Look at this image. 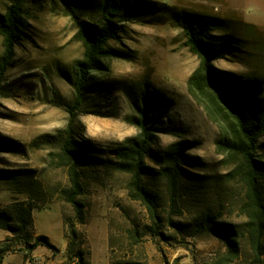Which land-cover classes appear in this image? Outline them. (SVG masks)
<instances>
[{"label":"rangeland","instance_id":"obj_1","mask_svg":"<svg viewBox=\"0 0 264 264\" xmlns=\"http://www.w3.org/2000/svg\"><path fill=\"white\" fill-rule=\"evenodd\" d=\"M73 1L85 5L80 12L83 19L99 16V0H25L29 26L0 92V139L10 141L0 145V169L15 173L13 178H0V208L32 200L31 232L47 236L59 250L40 247L30 263L66 260V235L69 225H74L85 241L88 264H219L227 252L219 236L182 234L168 221L185 224L210 213L220 222L238 226L240 255L228 264H264V255L256 261L245 232L246 217L241 209L245 187L226 178L233 167L216 150L219 128L188 92V79L200 60L186 46L184 31L175 20V16L211 20L215 34L235 38L233 54L214 62V67L264 78V0H128L140 9V15L125 20L121 10L117 17L121 39L110 46L131 59L106 61L108 71L96 74L86 113L79 115L74 131L100 160H113L111 149L139 133L127 121L137 116L135 105H141L146 94L148 110L142 111L150 125L165 130L157 134L153 154L146 160L154 172L144 179L163 219L162 237L151 235L146 207L130 199V175L107 163L80 168L85 224L75 219L74 209L63 199L62 190L70 186L68 169L56 167L48 156L59 151L58 139L45 137H57L69 123L75 64L84 56L70 13ZM9 3L0 0V13ZM2 52L0 38V56ZM184 140L192 145L185 151L182 166L186 177L179 189L180 212L173 213L166 179L157 173L159 158L168 145ZM260 144L264 161V137ZM6 235L0 230V240ZM46 250L49 259H44ZM21 262L17 255L5 259V264Z\"/></svg>","mask_w":264,"mask_h":264},{"label":"trees","instance_id":"obj_2","mask_svg":"<svg viewBox=\"0 0 264 264\" xmlns=\"http://www.w3.org/2000/svg\"><path fill=\"white\" fill-rule=\"evenodd\" d=\"M100 14L93 20H85L80 12L85 5L77 1L69 7L76 26V39L84 48L83 59L75 64L76 77L71 82L74 102L67 108L69 123L57 137L45 138L60 142L58 152L48 154L56 167L68 169L70 186L62 190L63 199L75 212V219L85 224V204L80 197L85 188L81 181L80 168L89 165L107 163L116 171L130 175L127 185L131 200L139 201L146 207L152 226L151 235L163 236L161 229L163 219L158 213L153 195L144 183L146 175L154 172L146 160L153 154L152 146L157 134L165 130L150 125L144 110H148L146 94L141 105H135L137 116L127 121L136 127L139 133L117 143L111 149L113 160L103 161L95 156L94 150L81 142L74 131L80 114L86 113L85 107L95 85L96 74L108 71L107 60L120 58L131 59L124 51L110 46L113 41H120L122 26L120 16L124 19L137 17L140 9L132 6L128 0H99ZM25 0H10L5 12L0 13V38L3 52L0 56V92L7 73L16 57V48L25 36L29 26L24 15ZM186 37V46L198 57L200 64L190 75L187 85L191 97L201 105L209 119L217 125L220 136L216 141L217 153L222 155L226 165L232 166L226 178L237 180L245 187V201L242 212L246 217L245 232L256 261L264 255V161L259 153L260 142L264 137V78L258 76H241L222 72L214 67V62L226 59L233 54L235 38L232 35L215 34V24L204 17L175 16ZM124 20V21H125ZM8 140L0 139L1 144ZM192 145L187 140L174 142L162 152L158 174L166 179V185L173 213H179V189L185 176L183 162L185 151ZM29 173V172H28ZM14 172L0 169V178L10 179ZM32 200L16 202L0 208V230L10 236L0 241V264L9 254H23L30 261L33 252L39 247H46L53 252L59 250L45 235H33ZM169 225L179 233L196 236L213 233L226 245L219 264L232 263L240 255V234L238 226L220 222L218 216L203 213L189 223L174 222ZM66 238V260L63 264H88L86 261L85 241L74 225H69ZM111 264H137L128 261H115Z\"/></svg>","mask_w":264,"mask_h":264},{"label":"crops","instance_id":"obj_3","mask_svg":"<svg viewBox=\"0 0 264 264\" xmlns=\"http://www.w3.org/2000/svg\"><path fill=\"white\" fill-rule=\"evenodd\" d=\"M8 236H10V234L7 232V235L5 236V238L6 237H8ZM4 238V239H5ZM4 239H2V240H4ZM2 240H0V241H2ZM40 249V247L39 248H37L34 252H33V256H35L36 255V253H37V251ZM64 253V251L62 250L61 251V255ZM11 255H17V256H19V257H21L22 258V262L20 263V264H31L30 263V261L28 260V261H26L25 260V257H24V255L23 254H20V253H17V254H9V255H6L5 256V258H4V264H5V259L8 257V256H11ZM36 257V256H35ZM51 257V254H49V251L47 252V250H46V252H44V259L45 258H47V259H49ZM45 261H43V263H44ZM65 262V258L63 257V259L61 260V261H59V262H56L55 260H49V262H47V263H45V264H61V263H64Z\"/></svg>","mask_w":264,"mask_h":264}]
</instances>
